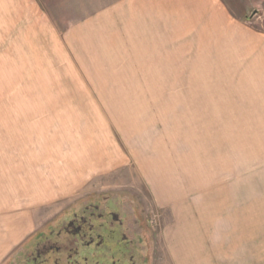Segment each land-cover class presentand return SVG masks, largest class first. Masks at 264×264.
Segmentation results:
<instances>
[{"label": "rangeland", "instance_id": "1", "mask_svg": "<svg viewBox=\"0 0 264 264\" xmlns=\"http://www.w3.org/2000/svg\"><path fill=\"white\" fill-rule=\"evenodd\" d=\"M103 195L150 264L182 214L209 217L197 264H264V0H0V216L26 220L3 253Z\"/></svg>", "mask_w": 264, "mask_h": 264}, {"label": "flooded vegetation", "instance_id": "2", "mask_svg": "<svg viewBox=\"0 0 264 264\" xmlns=\"http://www.w3.org/2000/svg\"><path fill=\"white\" fill-rule=\"evenodd\" d=\"M149 230L118 197H90L26 236L5 264H150Z\"/></svg>", "mask_w": 264, "mask_h": 264}, {"label": "crops", "instance_id": "3", "mask_svg": "<svg viewBox=\"0 0 264 264\" xmlns=\"http://www.w3.org/2000/svg\"><path fill=\"white\" fill-rule=\"evenodd\" d=\"M98 160L102 162L98 157H95V156L94 158H92V160L82 159L81 163L78 160L77 162L79 165H81L83 164L82 162H84V164H89L91 161L98 162ZM70 163L72 166L70 165ZM74 163H72V161H69L67 162V165L69 167H76ZM148 173H150L151 176H153V178L155 176L157 178L158 176V173L154 171H151V172L148 171ZM6 215L7 216L9 215V217L7 216L1 217V216H4L2 214L0 216V223H1L0 225V258H1L0 264L3 263L6 260V258H8L16 249L15 248L11 252L9 251L6 254L3 253V248L6 242H8V237L15 234L26 222L25 217H24L25 214H11V215L6 214ZM176 215L178 216V214ZM207 217L208 216L204 214H188L187 217L185 216V214H182V216L180 217L181 221L178 220V224L175 225L173 228H171V230H169V238L172 241V243H167V248H165L166 251L168 252L169 257L166 258L164 261H160L155 264H197L200 260L197 258L196 255L198 251L201 248H203L201 247L203 246V242L199 244L198 242L196 243L194 241H199L203 237L201 235L203 234L204 236H206L208 235V232L206 230L207 226H204V227L200 226V228L198 229H196V227L193 228L192 226H196L194 219L200 220V219H206ZM197 230L200 232V234L195 233ZM209 250L210 249H207V251L203 255V259L207 261V264H211V261H213L215 258V254H214L215 249H214V252L212 251L211 253L209 252ZM194 251L196 253H194Z\"/></svg>", "mask_w": 264, "mask_h": 264}, {"label": "bare ground", "instance_id": "4", "mask_svg": "<svg viewBox=\"0 0 264 264\" xmlns=\"http://www.w3.org/2000/svg\"><path fill=\"white\" fill-rule=\"evenodd\" d=\"M78 129V128H77ZM92 155H93V153H92ZM96 155V154H95ZM94 155V156H95ZM95 157H98V155L97 156H95ZM91 158V157H90ZM94 158V157H93ZM89 159V158H88ZM97 159V158H96ZM92 160V159H91ZM164 160L165 159H163V158H157V160L153 163V164H150V163H148V162H146L145 163V165H147V168H148V171H149V168L150 169H152L153 168V171L154 172H160L161 171V173L159 174V176L162 178V179H165V178H167V174H168V171H165V173L164 172H162V170H163V168L165 169V167H166V165H165V163H164ZM69 162V161H68ZM92 162V161H91ZM70 165H71V163H70ZM151 165H152V167H151ZM165 165V166H164ZM72 166V165H71ZM156 166V168L154 169V167ZM169 165H167V168H166V170H169ZM164 173V174H163ZM164 184H163V182H162V184H161V186H163ZM209 218V217H208ZM181 221V220H180ZM247 223H248V221H247ZM246 225V224H245ZM200 230V229H199ZM203 235V234H202ZM201 235V236H202ZM181 242V241H180Z\"/></svg>", "mask_w": 264, "mask_h": 264}]
</instances>
